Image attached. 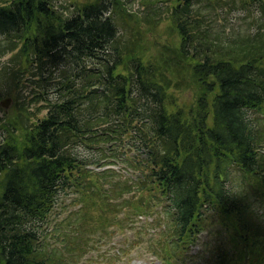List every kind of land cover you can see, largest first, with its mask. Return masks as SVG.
Masks as SVG:
<instances>
[{
  "label": "trees",
  "instance_id": "1",
  "mask_svg": "<svg viewBox=\"0 0 264 264\" xmlns=\"http://www.w3.org/2000/svg\"><path fill=\"white\" fill-rule=\"evenodd\" d=\"M8 51L16 72H31L30 100L43 106L34 114L45 112L32 121L21 106L0 125V264H63L40 242L62 198L92 175L73 149L100 153L122 135L143 157L130 161L132 188L104 196L147 194L118 205L125 220L152 210L148 194L163 204L151 257L192 259L211 212L243 244L241 264H264V0H91L71 13L51 0H0V57ZM170 85L189 87L190 102Z\"/></svg>",
  "mask_w": 264,
  "mask_h": 264
},
{
  "label": "rangeland",
  "instance_id": "2",
  "mask_svg": "<svg viewBox=\"0 0 264 264\" xmlns=\"http://www.w3.org/2000/svg\"><path fill=\"white\" fill-rule=\"evenodd\" d=\"M51 1L58 11L66 10V13H71L77 5L91 0ZM130 7L136 9L137 5L134 3ZM161 30V25L156 28V32ZM9 52L0 57V73L4 67L8 70L13 69L15 72L19 68L18 59L13 60L12 53ZM21 69L19 73L16 72L14 79H11L9 75L0 74V99L3 97L10 98L5 113L0 107V125L6 118L17 114L21 106L27 107L26 113L28 112L30 116H35L36 109L43 107L41 102L35 103L30 100L32 93L37 90L33 85L31 72L27 69ZM59 76L58 72L54 73L52 77L58 78ZM8 88L9 92H6ZM168 92L175 101L184 104L189 103L193 95V91L189 87L181 85L177 87L170 85ZM53 95H57V93ZM44 112V110L40 111L36 118H32V121L41 118ZM117 139H120L118 143H111L110 147L106 145L100 153L98 152L100 149H88L81 146L73 149L77 158L88 161L84 169L89 170L92 175L86 178L85 188L71 191L62 198L59 206L47 218L46 224L43 226L44 231L41 237L43 240L41 241V238L39 240L48 253H58L63 264H163L160 260H154V257L150 256L152 250L158 253L156 244L159 242L156 240V235L151 234H159L161 231H165V229L163 230L165 221L162 222L161 209L163 204H159L148 194L152 210L148 211L145 216L129 215V220H125V210L124 213L122 209L115 211L118 209V205H123L128 201L137 203V201L143 200L147 194L129 192L114 202H112V193L104 196L106 189L112 186H120L126 183L129 188H132L131 180H134L137 173L130 165V161H139L143 157V154L135 150L131 143L125 141L129 139L127 136L122 135ZM96 154L99 157L97 166L90 160V157ZM104 197L109 198L112 213L106 209L103 202ZM210 213L208 212V217L205 215L202 221L201 227L204 231L198 235V243L188 251L192 259L181 254L179 257L177 255L173 258H167L171 264H215V260L211 257L218 251H221V257H225L223 264H229L228 261L230 264L243 263L241 257L237 256L242 252L243 244L234 239L235 249H233L231 241L228 240V237L234 236L232 229L229 228L230 236L221 233L222 229L217 223V215L211 216ZM75 216H77L76 220ZM102 217H111L110 219L115 224L103 222ZM68 224L72 225L67 227ZM71 230H73V234H71ZM63 233L66 234L67 240L62 239ZM218 233L219 235H217ZM247 243L252 251H257L256 249L259 248L258 244L251 247L249 242ZM257 243H259L258 240ZM203 250H211V252L207 254ZM263 253L264 251L261 254Z\"/></svg>",
  "mask_w": 264,
  "mask_h": 264
},
{
  "label": "water",
  "instance_id": "3",
  "mask_svg": "<svg viewBox=\"0 0 264 264\" xmlns=\"http://www.w3.org/2000/svg\"><path fill=\"white\" fill-rule=\"evenodd\" d=\"M10 103L9 97H3L0 99V107L3 109V112L5 113Z\"/></svg>",
  "mask_w": 264,
  "mask_h": 264
}]
</instances>
